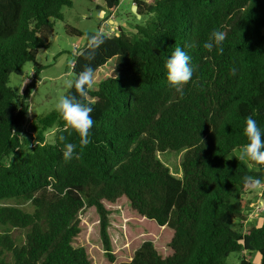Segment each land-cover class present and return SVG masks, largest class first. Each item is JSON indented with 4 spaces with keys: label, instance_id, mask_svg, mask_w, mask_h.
<instances>
[{
    "label": "trees",
    "instance_id": "trees-1",
    "mask_svg": "<svg viewBox=\"0 0 264 264\" xmlns=\"http://www.w3.org/2000/svg\"><path fill=\"white\" fill-rule=\"evenodd\" d=\"M120 1L98 7L110 15ZM134 2L141 22L133 33L122 27L112 35L99 32L104 43L90 63L95 76L106 74L85 98L94 125L90 144L81 147L57 110L33 118L30 135L23 134L34 84L23 93L9 85L13 73L23 75L26 63L50 47L56 21L73 1L0 0V202L33 206H0V264H95L74 245L91 207L113 264L106 203L124 197L145 220L174 232L172 253L164 257L145 240L131 260L116 264H226L233 253L254 251L259 263L244 255L238 264H264V210L261 224H253L259 214L248 221L249 194L257 189L243 182L245 176L264 181V165L236 156L248 143L246 118L264 129V0ZM214 30L226 35L223 55L203 48ZM176 47L194 67L182 97L164 68ZM90 53L88 41L75 56L73 86L65 95L78 96L74 82ZM42 68L37 65L34 77ZM62 135L77 145L70 161L63 158ZM167 151H184L182 177L159 158ZM17 229L27 230L23 242L13 234Z\"/></svg>",
    "mask_w": 264,
    "mask_h": 264
},
{
    "label": "rangeland",
    "instance_id": "rangeland-1",
    "mask_svg": "<svg viewBox=\"0 0 264 264\" xmlns=\"http://www.w3.org/2000/svg\"><path fill=\"white\" fill-rule=\"evenodd\" d=\"M72 1L74 3L72 7H64L62 9L64 19H58L56 21L55 33L51 39L50 47L39 51L36 62L26 63L23 69V75L13 73L10 76L9 85L17 89L19 93H23L26 88L34 84L32 93L27 99V104L31 112L28 111L27 119L23 126V134L25 135H30L27 131L32 119L56 110V105L60 97L65 96L71 87L70 83L72 84L74 80V74L72 72L73 61L75 56L87 45L89 41L88 34L109 32L112 35L113 32L119 30L106 31L104 29V25L107 22L101 16V8L98 7L99 3L103 4V0ZM117 10L118 14L115 18L119 22V25L127 33H133L135 25L141 22V17H136L133 13L131 0H121ZM108 14L107 17L109 16ZM102 15L104 16L105 13L102 12ZM66 25L75 27L85 34L82 36L72 34L68 32ZM111 25L109 26L111 27ZM37 65H41L43 68L35 76L33 83H29L28 78L33 73L35 74ZM105 74L106 71L102 70L95 76L93 88H97V83L103 79ZM48 138L50 141H54L55 132H49ZM241 152L236 151V156L239 157ZM158 156L170 167L176 176H183L182 162L184 159V151L158 152ZM262 190L263 187L261 186L249 194L252 202L247 214L250 218L254 217L253 212L257 213V211H261V206L258 203L261 201ZM6 205H19L26 211H33V206L30 202L19 204L14 199H6L0 202V206ZM106 206L111 211L109 232L112 239L113 253L116 256V261L113 264L131 260L135 250L145 240H152L159 253L164 257L172 253L169 244L174 232L168 229V227L161 229L157 223V225H153L150 222L152 220H145L143 216L131 208L129 201L125 197L116 203L107 202ZM260 215L258 216L257 214L258 219L255 218L257 220H254L253 224L262 223ZM250 226L251 224H248L247 228ZM100 230L99 213L95 207H91L82 215L81 232L75 240L74 245L83 246L89 258L95 264H111L104 250ZM13 234L20 243L25 240L27 230L17 229L13 231ZM244 255L248 256L253 262L259 263L261 261V254L254 251L251 254L246 252L240 254L233 253L227 259L226 264H238L240 258Z\"/></svg>",
    "mask_w": 264,
    "mask_h": 264
},
{
    "label": "clouds",
    "instance_id": "clouds-1",
    "mask_svg": "<svg viewBox=\"0 0 264 264\" xmlns=\"http://www.w3.org/2000/svg\"><path fill=\"white\" fill-rule=\"evenodd\" d=\"M226 35L223 31L214 30L207 42L203 44V48L212 51L215 47L217 55L224 53V41ZM104 43V37L100 33L93 34L89 37V48L91 53L85 58L89 61L84 69L78 73L77 79L74 82V87L77 95H65L60 97L56 110L63 119L65 130H73L78 134L79 144L81 147H86L91 142V129L94 125V120L91 116L93 107L85 102V98L89 94V90L95 84V73L91 67V61L95 58L96 49ZM191 57L181 48L176 47L171 55L166 58L164 68L166 70L167 82L174 87L175 91L182 97L184 94V86L189 83L193 77L194 67L191 62ZM230 74L235 75L236 69L231 68ZM70 86H73L70 83ZM31 112V110H28ZM244 134L248 143L244 146L239 159L255 162L258 165H264V129L258 126L257 121L252 117L245 120ZM63 142V158L65 161H70L76 156L77 145L71 142H65V137H59ZM244 186L249 189H257L261 187L264 181L261 178L245 176L243 178Z\"/></svg>",
    "mask_w": 264,
    "mask_h": 264
},
{
    "label": "crops",
    "instance_id": "crops-1",
    "mask_svg": "<svg viewBox=\"0 0 264 264\" xmlns=\"http://www.w3.org/2000/svg\"><path fill=\"white\" fill-rule=\"evenodd\" d=\"M131 2H132V4L135 3L134 0H131ZM98 5H100V6H104L105 4H104V2H103V4H102V3H99ZM103 11H105V9H101V10H100L101 16L103 17V19L105 20V22H107V24L104 25V29H105L106 31H110V30L114 31L116 28L120 30V27H121V26L119 25V22H118L117 19L115 18V16L118 14V10H116L114 13L110 14L108 17H105V16L107 15V14H106L107 11H105V15H104V16L102 15V12H103ZM111 24H112V25H111ZM109 25H111V27H110ZM114 33H115V32H113V34H114ZM107 34L110 35L109 32H107Z\"/></svg>",
    "mask_w": 264,
    "mask_h": 264
},
{
    "label": "built area",
    "instance_id": "built-area-1",
    "mask_svg": "<svg viewBox=\"0 0 264 264\" xmlns=\"http://www.w3.org/2000/svg\"><path fill=\"white\" fill-rule=\"evenodd\" d=\"M116 29H117V28H116ZM34 79H35V77H34V73H33V74L31 75V77L28 78L29 83H33ZM261 186L263 187V190L261 191V192L263 193V191H264V183H263ZM262 193H261V197H260L261 201L258 203V205L261 206V209H260L261 211H257V213H254V212H253L252 214L254 215V217H255L257 214L261 213V212L264 210V200L262 199ZM254 217H253V218H250V217H249V220H248V221H253Z\"/></svg>",
    "mask_w": 264,
    "mask_h": 264
},
{
    "label": "water",
    "instance_id": "water-1",
    "mask_svg": "<svg viewBox=\"0 0 264 264\" xmlns=\"http://www.w3.org/2000/svg\"><path fill=\"white\" fill-rule=\"evenodd\" d=\"M105 13V11H103ZM133 13L137 14L138 17H141V15L138 13V5L137 3L133 4Z\"/></svg>",
    "mask_w": 264,
    "mask_h": 264
}]
</instances>
